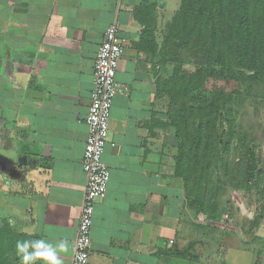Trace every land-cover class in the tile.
I'll return each mask as SVG.
<instances>
[{
    "label": "crops",
    "instance_id": "1",
    "mask_svg": "<svg viewBox=\"0 0 264 264\" xmlns=\"http://www.w3.org/2000/svg\"><path fill=\"white\" fill-rule=\"evenodd\" d=\"M179 3L0 0V231L7 239L66 240L60 255L71 264L94 60L116 21L122 91L111 106L102 155L110 179L96 200L88 264H264V218L252 230L238 223L224 230L186 204L159 88L169 67L161 60L163 28ZM174 248L193 257L177 258Z\"/></svg>",
    "mask_w": 264,
    "mask_h": 264
},
{
    "label": "trees",
    "instance_id": "2",
    "mask_svg": "<svg viewBox=\"0 0 264 264\" xmlns=\"http://www.w3.org/2000/svg\"><path fill=\"white\" fill-rule=\"evenodd\" d=\"M163 33L161 60L172 71L160 77L159 88L171 99L164 114L178 142L175 169L186 204L210 223H221L219 187L208 183L214 169L222 167L232 189L244 195L255 189L257 202L262 201L250 217L252 230L264 218L262 155L254 138L239 129L229 105L243 107L264 87V0H180ZM235 139L242 148L232 162ZM16 238L0 231V264H19ZM173 253L193 257L189 248Z\"/></svg>",
    "mask_w": 264,
    "mask_h": 264
},
{
    "label": "built area",
    "instance_id": "3",
    "mask_svg": "<svg viewBox=\"0 0 264 264\" xmlns=\"http://www.w3.org/2000/svg\"><path fill=\"white\" fill-rule=\"evenodd\" d=\"M122 51L119 26L114 21L104 31L94 60L93 87L88 112L84 117L87 135L81 158V167L86 177L85 194L73 242L71 264H88L96 200L105 196L110 179V171L102 155L108 142L112 102L114 96L122 91L116 79ZM225 217L229 219L228 214ZM198 218L206 219L203 214Z\"/></svg>",
    "mask_w": 264,
    "mask_h": 264
},
{
    "label": "rangeland",
    "instance_id": "4",
    "mask_svg": "<svg viewBox=\"0 0 264 264\" xmlns=\"http://www.w3.org/2000/svg\"><path fill=\"white\" fill-rule=\"evenodd\" d=\"M186 67L192 68L191 65H186ZM171 71L172 65H169L167 74H170ZM259 88L256 99L252 98L251 101H247L243 107H237L235 104L229 105V107H232L234 109L233 115L236 117V123L238 124L239 129L245 132L246 138H254V141L259 145L258 150L262 155L260 165L262 168H264V105L262 101V98L264 96V87ZM252 94H255V92H252ZM163 98L165 101V110H168L171 99L168 97V95L163 96ZM188 102H191V100H189ZM180 105L181 103L179 104V107ZM167 129L171 134L173 133V130H170L169 127ZM177 143L178 142H176L175 139L174 147L177 146ZM237 145V140L235 139L233 154H230L232 162L238 160V153H240L242 148L238 147ZM175 153L176 147L174 156L176 155ZM217 175L220 176V181L217 180ZM210 181L211 183H208L209 185L219 187L217 193L218 196L216 197V199L219 206L218 212L220 213V216L217 220L221 223H219L218 225L221 226L224 230H227L230 225L237 223L238 225L244 224L248 228V226L251 224L249 220H252L250 217H253L254 214H256L257 211L259 212L261 208L259 207L260 205L258 204V202L262 203V201L257 202L256 199L259 195L256 190L253 189L249 194L244 195L242 190L232 189L230 187L231 183L228 182V177L224 174V170L222 169V167H216L214 169V173ZM247 205L248 207L252 205L250 206L252 210L247 208ZM225 214H229L231 219L226 220ZM233 255L234 251L230 253V256Z\"/></svg>",
    "mask_w": 264,
    "mask_h": 264
},
{
    "label": "clouds",
    "instance_id": "5",
    "mask_svg": "<svg viewBox=\"0 0 264 264\" xmlns=\"http://www.w3.org/2000/svg\"><path fill=\"white\" fill-rule=\"evenodd\" d=\"M10 226H14L9 221ZM68 250V242L61 240L52 243L42 238L17 240L15 242V255L19 264H63L61 253Z\"/></svg>",
    "mask_w": 264,
    "mask_h": 264
}]
</instances>
